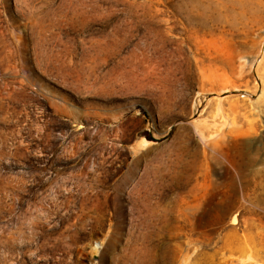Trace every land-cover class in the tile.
Masks as SVG:
<instances>
[{
  "label": "rangeland",
  "instance_id": "1",
  "mask_svg": "<svg viewBox=\"0 0 264 264\" xmlns=\"http://www.w3.org/2000/svg\"><path fill=\"white\" fill-rule=\"evenodd\" d=\"M0 264H264V0H0Z\"/></svg>",
  "mask_w": 264,
  "mask_h": 264
},
{
  "label": "bare ground",
  "instance_id": "2",
  "mask_svg": "<svg viewBox=\"0 0 264 264\" xmlns=\"http://www.w3.org/2000/svg\"><path fill=\"white\" fill-rule=\"evenodd\" d=\"M233 221H235L236 220V218L235 217H233V219H232Z\"/></svg>",
  "mask_w": 264,
  "mask_h": 264
},
{
  "label": "trees",
  "instance_id": "3",
  "mask_svg": "<svg viewBox=\"0 0 264 264\" xmlns=\"http://www.w3.org/2000/svg\"><path fill=\"white\" fill-rule=\"evenodd\" d=\"M148 139H150V138H148Z\"/></svg>",
  "mask_w": 264,
  "mask_h": 264
}]
</instances>
